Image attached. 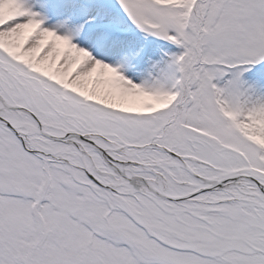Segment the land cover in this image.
<instances>
[{"label":"snow or ice","instance_id":"6c2138e0","mask_svg":"<svg viewBox=\"0 0 264 264\" xmlns=\"http://www.w3.org/2000/svg\"><path fill=\"white\" fill-rule=\"evenodd\" d=\"M0 264H264V0H0Z\"/></svg>","mask_w":264,"mask_h":264}]
</instances>
